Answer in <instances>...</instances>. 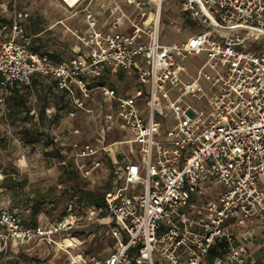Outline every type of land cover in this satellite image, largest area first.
I'll list each match as a JSON object with an SVG mask.
<instances>
[{"label": "built area", "instance_id": "1", "mask_svg": "<svg viewBox=\"0 0 264 264\" xmlns=\"http://www.w3.org/2000/svg\"><path fill=\"white\" fill-rule=\"evenodd\" d=\"M62 1L70 9L86 4L81 49L67 62L32 49L18 16L0 23V103L35 75L55 81L87 113L100 90L115 105L111 128L130 137L83 145L75 166L90 178L111 146L127 145L129 154L113 163L103 215L84 218L72 204L60 221L31 227L17 210L0 208V252L36 239L68 250L83 244L74 230L88 219L106 225L114 248L106 258L72 256L71 264H264V242L258 259L251 231L235 230L264 224V0H174L198 29L174 44L162 39L167 0ZM202 53L189 80L185 62ZM107 72L132 74L137 85L100 84Z\"/></svg>", "mask_w": 264, "mask_h": 264}, {"label": "rangeland", "instance_id": "2", "mask_svg": "<svg viewBox=\"0 0 264 264\" xmlns=\"http://www.w3.org/2000/svg\"><path fill=\"white\" fill-rule=\"evenodd\" d=\"M48 1L49 0H37V2H35V0H0V17L10 19L15 9L27 8L32 14V18L29 22L32 23L35 21L37 27L41 28L50 23V19L47 15L41 14V10L43 12L50 10ZM179 7L180 4L174 2V0L166 1L162 39L167 44L181 43L198 32V29H196L192 23L183 18ZM56 14L57 16L60 14L65 16L66 12L58 13L56 11ZM34 25L35 24H33V26ZM178 29H181L182 32L177 31ZM67 38L70 42H74L72 36L67 35ZM259 40H261V38L248 41L244 50H252L254 44ZM205 59L206 55L202 53L185 62L191 74L189 80L196 78L198 67L202 65ZM172 97H175V95L172 94ZM24 98L27 100V106L32 109V112L37 114V89L35 88L31 91H27ZM6 101L7 99L3 103H0V173H2V171H9L17 175L14 180L15 183L11 177L0 180V208L15 209L19 212L22 219L27 221L38 219L41 223L51 224L54 220L59 219L63 213H66V208L70 205V196L61 194V189L70 184L65 180L66 177L62 175L61 168H59V170L56 169L53 179L48 180L49 183H54L53 185L55 186L50 187H54L53 189L56 195L48 197L51 202H46L39 207L41 211L38 216L33 215L34 211L32 208L37 206V171H40L43 166V171L49 168V157L47 158L44 153H41L45 148L43 146L41 148L39 146L37 147V142L35 144L27 143V139L30 137L35 138L37 131L35 132L32 130L34 132L29 134L25 131L24 127L33 128V125L36 126L34 121L36 117L34 116L33 119L30 116L26 117V113H22L24 109L17 96ZM90 119H93V123H99L100 118L98 117V112H93ZM170 120H173V116L170 117ZM173 123L169 121V126ZM89 134L95 137L93 135L96 134V132L94 131ZM92 137L90 141L93 140ZM86 138V134L79 135V141H85L87 140ZM123 149L129 154L127 145H125ZM110 151L113 152L112 150ZM120 158L122 157H119V159ZM41 161H43V164L40 163ZM98 174L97 176L90 177V179L84 178L82 175H80V177L76 176L71 180V185L77 190L101 193L104 191L105 187V177H103V175H105V168H100ZM7 179L8 181H6ZM59 184L63 185V187L58 188L57 186ZM4 187H7L9 190L8 194H3L6 190L1 188ZM41 197L45 196L41 195ZM96 216L97 211L93 206H88L85 209L84 218ZM74 234L79 235L81 237L80 239L84 240V242L68 250H63L58 246L50 245L37 239L24 244L12 243L6 250L0 252V264H71L72 256L83 254H91L106 258L113 250L116 242L109 233L106 225L88 219L80 222V225L74 230ZM262 240H264V237ZM256 252L257 251H255V253Z\"/></svg>", "mask_w": 264, "mask_h": 264}, {"label": "crops", "instance_id": "3", "mask_svg": "<svg viewBox=\"0 0 264 264\" xmlns=\"http://www.w3.org/2000/svg\"><path fill=\"white\" fill-rule=\"evenodd\" d=\"M35 2H37V0H35ZM48 2L50 5V10H46L44 12L41 10V14H46L47 17L50 19V23L47 26L39 28L37 27V23H35V21L32 22L33 24H35L33 26V24L29 22V20L32 18V14L27 8L15 9L12 17L7 20L9 22L12 18L18 16L25 29L24 37L30 42V46L32 49L49 54L55 62H67L75 53L79 52V50L81 49V44L77 37L79 34L85 32L87 29L84 10L86 4H83L79 8L70 9L62 0H49ZM103 4V0H98L96 7L101 6ZM56 11L58 13H62L65 11L66 15L63 16L60 14L57 16ZM67 35L72 36L74 38V42H70L67 38ZM99 82L100 84H106L109 87L124 91H130L133 87L137 85V81L132 74L123 72L117 74L107 72L99 80ZM45 84L50 83L48 81H43L41 78H38V76H34L32 79V84L30 86L17 89H19L20 91H31L36 88L38 104L39 102H42L43 97H45L46 95V91L44 88ZM10 94L11 91L8 92L6 99ZM69 98L71 99V97ZM87 106L93 109V112H98V117L100 118L99 123H93V119H90L93 112L87 113L77 108L73 105V101L69 109H66L61 112L62 117L60 116V118L56 120H54L56 110H54L52 114H48L47 112H45L46 114H41L38 110L36 114L35 112L31 111L32 118L34 119V116L36 117L34 119L36 126L33 125V127L37 128L39 132H45L50 135L53 139H57V141L55 142L65 148V158L63 160L47 157L50 163L49 168L46 171H43V166L40 171H37V194L46 195L48 194L49 190H51V188H54L50 187L55 186L53 185L54 183H49L48 180L53 179L55 170H59V168H61V166L63 165V161H65L66 163L69 161H73L74 163L78 162V160L75 159L73 156L80 147H83V145L91 143L99 146V139L101 137H105L106 143L110 144L116 141H122L125 136H129V133H124L122 130L116 127L111 128V117L115 105L106 97V95L102 91H95L92 94V98L87 101ZM47 108L55 107L51 106ZM94 131L96 132V134L93 135L95 137L90 136L89 133ZM80 134H86L87 140L79 141ZM89 136L90 139L92 137L94 141H90ZM38 146L40 148L42 146L44 147L43 142L37 143V147ZM124 146L125 145L115 144L109 148L113 152L110 151V154H108L107 159L111 162L112 166L114 161L122 160L124 156L123 153L126 154L123 149ZM44 151L45 149L41 153H44ZM117 153L122 155L117 157ZM129 156L132 159L134 158V156ZM119 157L122 158L119 159ZM94 158L103 159L104 156L101 153L100 155ZM107 159L106 164H103L100 167L105 168V175H103V177H105L104 179H106L110 173V170L108 173L109 166L107 165ZM91 160L92 159H89L88 162H91ZM80 162H83V160H79V163ZM121 162L126 163L125 160H122ZM40 163L43 164V161H41ZM123 165L126 166V164ZM99 169L94 172L93 176L99 175ZM3 174H5L9 178L11 177V179H13V182L15 183L14 180L17 174L9 171H3L2 173H0V176H2ZM6 181H8V179ZM57 187L62 188L63 185L59 184ZM1 189L6 190L5 192H3V194L9 193L7 187ZM235 230L238 232H241L242 230L251 231V239L249 240L248 245L254 252L256 257L258 259H261L262 254L260 245L264 242V240H262V238L264 237V224L258 221H254L248 224L246 227H237V229ZM237 237L240 238L239 235H237ZM255 251L257 252L255 253Z\"/></svg>", "mask_w": 264, "mask_h": 264}, {"label": "trees", "instance_id": "4", "mask_svg": "<svg viewBox=\"0 0 264 264\" xmlns=\"http://www.w3.org/2000/svg\"><path fill=\"white\" fill-rule=\"evenodd\" d=\"M5 22H8V20L0 17V23H5ZM56 84L57 83L55 81H51L50 84L44 85L46 95L45 97H43L42 102L41 103L39 102L37 104V108H38L37 110L41 114H44L46 112L47 107L54 106L56 110V115H55L54 120L59 119L60 116L62 117L61 112H63L66 109H69L70 105L72 104V100L69 98L67 92L64 90H57ZM26 93H27L26 90L20 91L19 89L16 88L11 91V94L8 96L7 101H9L12 97L17 96L19 100L21 101L22 108L24 109L22 113L25 112L26 117L27 116L32 117V115H30L32 109L27 106V100L26 98H24ZM24 128H25V131L28 132L29 134H32L34 131L35 132L37 131L35 138L30 137L29 139H27L28 144H35L36 142L37 143L43 142L44 147H45V151H44L45 156L56 158V159H62V160L65 158V155H64L65 148L61 146L60 144L56 143L50 135H48L45 132L41 133L37 130V128H34V127L28 128L25 126ZM107 165L109 166L110 173H109V176L105 179L104 191H102L101 193H96L95 191L77 190L73 188V186L71 185V180L76 176L80 177L81 174H80L79 169L75 166V163L73 161H69L61 166L62 175L66 177L65 180L68 181V183L70 184L66 186L65 188L61 189L62 191L61 194H66L70 196V205L73 204V210L75 212L80 213L84 216L85 209L88 206H93L95 210L97 211V216L104 214L103 211L106 207L105 194L111 188L112 179H113V166L109 160L107 162ZM53 195H56V192L54 191L53 188L49 190L48 194L43 195L45 197H41V195L37 194V206H35V208H32L34 211L33 212L34 216L39 215L41 211L39 207L41 205L49 201L51 202V200L48 197L53 196ZM70 205L68 206V208H66V211H65L66 213H63L59 219L54 220V222L52 223H56L60 221L61 219H63L66 216L68 212L67 209L69 210ZM23 223L26 226H31V227H37L38 225H48L49 224V223L48 224L41 223V221H39L38 219L37 220L34 219L33 221H27L23 219ZM215 254H216L215 252H212L210 254L209 256L210 260L215 256Z\"/></svg>", "mask_w": 264, "mask_h": 264}, {"label": "bare ground", "instance_id": "5", "mask_svg": "<svg viewBox=\"0 0 264 264\" xmlns=\"http://www.w3.org/2000/svg\"><path fill=\"white\" fill-rule=\"evenodd\" d=\"M75 0L71 1V3H73Z\"/></svg>", "mask_w": 264, "mask_h": 264}]
</instances>
